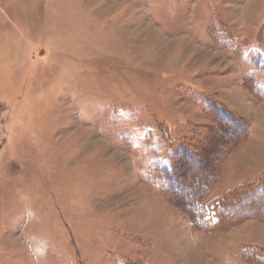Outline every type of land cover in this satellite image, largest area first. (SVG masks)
Segmentation results:
<instances>
[{
  "label": "rangeland",
  "instance_id": "1",
  "mask_svg": "<svg viewBox=\"0 0 264 264\" xmlns=\"http://www.w3.org/2000/svg\"><path fill=\"white\" fill-rule=\"evenodd\" d=\"M261 176L264 0H0V264H264Z\"/></svg>",
  "mask_w": 264,
  "mask_h": 264
},
{
  "label": "trees",
  "instance_id": "2",
  "mask_svg": "<svg viewBox=\"0 0 264 264\" xmlns=\"http://www.w3.org/2000/svg\"><path fill=\"white\" fill-rule=\"evenodd\" d=\"M181 166H182V164H181ZM165 167H167V168L165 169ZM170 168H171L170 166L165 165L163 169L165 170V172H168L170 170ZM208 169H209L208 171L210 173V174L208 173L209 180H207V182L204 180L202 182L201 188H198L196 186V188L194 190H192V192L190 193V196H191L190 201H191V207H192L191 211L193 214V218H190V220H191V223L194 227V230H196L198 232L199 231L203 232L205 230L204 226L208 222L211 223V222L217 221L218 223H223L225 220H228L225 218L219 219L215 215L214 217H212V221L211 220L209 221L207 219V216H208V214H210V212L206 211V213H204L205 212L204 207L201 205V199L203 196H201V195L205 193V187L209 183H211V181H212V175H211V170H210L211 168H208ZM212 184H213V182H212ZM222 194L223 195H221L219 197L216 196L215 198L212 199L213 200L212 204L214 206H215V204L217 207H218V205L223 206V207L229 206L228 209H233L234 207H237V206L241 207L242 205H238L234 201H231L232 195H236V196H234V197H236L235 200L243 201L244 202V208L246 209L247 205H249L247 202L250 201V203H251L252 197L258 196L255 199H258V198L262 199V196L264 194V176H261V178L256 180V181H247L243 185H241L240 188H233V189H230V190H228ZM226 197H228V198H226ZM176 200L178 201V200H180V198L178 197ZM180 209L182 211L185 210V208H183V207H181Z\"/></svg>",
  "mask_w": 264,
  "mask_h": 264
}]
</instances>
